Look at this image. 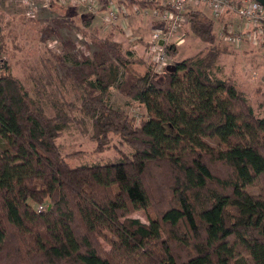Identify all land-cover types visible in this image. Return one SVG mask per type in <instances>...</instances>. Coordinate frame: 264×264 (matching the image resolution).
<instances>
[{
	"label": "trees",
	"instance_id": "obj_1",
	"mask_svg": "<svg viewBox=\"0 0 264 264\" xmlns=\"http://www.w3.org/2000/svg\"><path fill=\"white\" fill-rule=\"evenodd\" d=\"M124 1L130 9L164 8L156 0ZM187 17V34L208 47L163 74L134 73L143 60L88 31L93 14L80 17L96 51L91 59L72 55L67 78L92 120L96 151L115 135L131 153L79 167L56 143L71 121L64 108L75 105L49 97V70L37 95L46 94L55 115L31 98L5 61L0 21V264H264V117L218 76L223 52L213 18L197 8ZM165 51L175 57L178 48ZM112 89L142 105L147 118L136 123L114 109ZM243 124L256 130L253 140ZM45 202V212L31 205ZM138 211L148 223L132 216Z\"/></svg>",
	"mask_w": 264,
	"mask_h": 264
},
{
	"label": "rangeland",
	"instance_id": "obj_2",
	"mask_svg": "<svg viewBox=\"0 0 264 264\" xmlns=\"http://www.w3.org/2000/svg\"><path fill=\"white\" fill-rule=\"evenodd\" d=\"M26 2L34 4L32 19L26 16ZM96 5L98 0H75L74 3L67 4L52 1L48 6L46 0H0V21L4 26V58L12 75L20 80L31 98L40 101L46 114L53 117L55 110L46 94L40 95L43 98L37 95V90L42 89L38 88L37 84L41 76L47 75L49 70L53 81V84L46 86L49 97L61 102L63 95L66 101L76 107L74 110L64 108L71 121L56 139L62 155L71 167L113 163L120 156V151L124 154L131 153L130 147L121 144L120 137L115 135H111L109 148L102 153L96 151L97 144L91 139L92 120L84 118L80 111L81 102L67 78V68L71 66L72 55L80 60L84 57L91 59L96 51L91 40L82 34L83 24L80 20V17L91 14V9ZM226 14L228 17L225 19L216 20L212 17L216 23L217 45L223 52L217 74L221 78L231 79L243 92L256 116L264 117V36L243 22L236 12L230 10ZM127 16L130 22L134 21L132 11L128 10ZM100 21L98 18L88 31H95L99 38L116 42V33H110L111 30L115 31L116 27L101 25ZM240 28L245 31L240 32ZM237 37H240V42L235 41ZM141 43L145 44L142 39ZM196 45L204 46L196 36L191 35L187 43L180 47L177 55L171 57V64L199 53L201 49ZM150 47H146L145 55L134 53L143 60L142 64L133 67L134 73L143 74L147 69L155 68L156 52ZM205 47L204 50L207 49L206 44ZM123 51H130L129 45L125 46ZM4 74L5 70L0 68V76ZM43 83L46 84L47 81L43 80ZM111 92L110 105L114 109L125 111L136 123L147 118V112L142 105L126 99L116 89ZM242 130L249 139L256 137V130L252 126L243 124ZM206 142L213 147L219 146L216 139H206ZM249 191L253 194L260 193L256 187L250 188ZM31 205L37 212H45L50 208L48 202ZM40 206L43 207L41 211ZM132 216L143 223L149 221L146 211L135 212ZM103 245L109 249L105 243Z\"/></svg>",
	"mask_w": 264,
	"mask_h": 264
},
{
	"label": "built area",
	"instance_id": "obj_3",
	"mask_svg": "<svg viewBox=\"0 0 264 264\" xmlns=\"http://www.w3.org/2000/svg\"><path fill=\"white\" fill-rule=\"evenodd\" d=\"M56 1L60 4L74 3L75 0H46V6L50 2ZM101 4L98 0V5L91 9V14L100 16L102 23L107 25L115 24L122 15H126L129 8H127L125 1L104 0ZM152 1V0H145ZM162 3L164 7L162 10L152 9L144 10L138 7L134 8L136 15H148L152 23H160L159 28H154L151 34L149 44L156 52L155 59V73L163 74L165 68L171 64V57L166 53L165 46L174 44L176 46L182 45L184 36L181 34L183 25L188 24L187 13L201 5H206L212 11L214 19H221L227 11H234L248 26L256 29L257 33L264 36V7L255 0H156ZM28 10L26 16L30 19L34 15V4L26 2ZM105 7V8H104ZM163 41V45L160 42ZM240 42V37L235 39ZM43 209L39 207V211Z\"/></svg>",
	"mask_w": 264,
	"mask_h": 264
},
{
	"label": "crops",
	"instance_id": "obj_4",
	"mask_svg": "<svg viewBox=\"0 0 264 264\" xmlns=\"http://www.w3.org/2000/svg\"><path fill=\"white\" fill-rule=\"evenodd\" d=\"M208 9H207V8ZM197 9H201L204 12H208L207 14L212 18V11L210 10V8L206 5H201L199 6ZM207 9V10H206ZM129 11H132L134 13V8L130 9ZM98 16H95L94 22H97V19H100V16L97 18ZM226 17H228V14H224L222 16L221 19H225ZM127 14L126 15H122L119 20L113 24L116 28L115 31H110V33H116L115 36V40L116 42H120V44L123 46V48H125V46L129 45L130 47V51L133 53H137L140 55H145L146 54V47L151 46L149 44L150 38H151V34L153 32V23L151 21L150 16L148 15H143V14H139L136 15L134 13V21L130 22L128 19ZM101 22V21H100ZM102 23V22H101ZM104 23H102L101 25H103ZM109 26V25H108ZM230 29L232 30V27H230ZM240 28L239 31L240 32H244V30H242ZM183 36H184V42L182 45L177 46L178 50L180 49L181 46H184L187 43V40L190 38V36L192 34H187L188 33V24L183 25ZM128 33H135V34H128ZM139 33V34H138ZM138 36H142V37H137ZM141 39L145 42V44L143 45L141 43ZM203 43V42H202ZM203 45H196L198 47V49L200 51H203L205 47V43H203ZM206 46L208 47V45L206 44ZM153 47L151 46L150 49H152ZM199 51V52H200ZM180 61V60H179ZM153 71H155V69H152ZM133 102V101H132ZM135 104H138L136 102H133Z\"/></svg>",
	"mask_w": 264,
	"mask_h": 264
},
{
	"label": "water",
	"instance_id": "obj_5",
	"mask_svg": "<svg viewBox=\"0 0 264 264\" xmlns=\"http://www.w3.org/2000/svg\"><path fill=\"white\" fill-rule=\"evenodd\" d=\"M255 1L259 2V3L264 7V0H255ZM160 45H163V41L160 42ZM175 69H176V67H175L174 64H173V65H169V66L167 67V71H168V72H174Z\"/></svg>",
	"mask_w": 264,
	"mask_h": 264
}]
</instances>
